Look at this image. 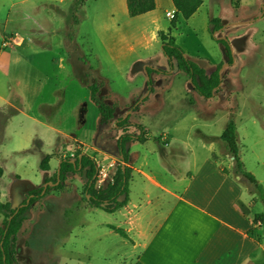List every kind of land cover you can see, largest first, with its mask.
I'll list each match as a JSON object with an SVG mask.
<instances>
[{
	"label": "rangeland",
	"instance_id": "rangeland-1",
	"mask_svg": "<svg viewBox=\"0 0 264 264\" xmlns=\"http://www.w3.org/2000/svg\"><path fill=\"white\" fill-rule=\"evenodd\" d=\"M83 1L84 8L71 14V22L75 24L78 20V26L69 32V37L68 22L53 23L47 10L39 13L33 8V2L17 3L9 11L4 32L15 37L18 34L24 44L4 48L5 54L15 50L17 55L10 53V64L0 62L4 72V76L0 74V91L6 98L0 111V168H6V174L0 178V191L5 194L0 202L6 201L12 208L23 207L22 203L29 200L31 187L16 188L14 194L17 183L9 172L20 175L25 185L41 183L39 164L45 155L53 153L57 161L75 157L79 152L94 156L99 152H89L92 147L106 154L113 153L122 132L115 128V122L121 117L128 120L130 117V121L141 124L147 134L148 150L153 149L154 140H159L163 131L174 134L172 127L180 121L182 129L175 133L188 146L183 145V153L174 152L165 162L190 169L191 152L199 157L211 152L228 172H233V162L226 169L225 162L230 160L226 149L222 145L203 149L198 139L200 133L220 135L227 123L233 121L244 170L264 189V0H202L203 5L192 17L179 22L173 34L177 45L189 42L195 51L197 44L190 37L193 30L215 62H222L218 64L221 65L220 84L209 99L194 91L187 75L176 71L175 63L170 65L162 51L158 34L172 27L175 21L157 10L154 14L158 30L149 20L151 15L129 17L127 14L113 18L118 28L102 30L112 19L94 16V7L99 1L74 0V4L79 6ZM63 6L66 8L67 2ZM211 19H219L222 25L212 34L207 30ZM39 26L57 29V38H63L66 45L58 43L49 33H40ZM218 39L228 43L230 63ZM35 41L49 46L42 48ZM189 59L207 73L215 70L204 58ZM141 64L150 72L161 70L163 73L157 76L150 73L148 77ZM149 79L151 85H148ZM93 83L98 84V94L104 100L111 97L116 100L120 111L130 104L134 107L141 104L143 113H131V116L126 110L116 113L102 127L98 110L89 96L88 87ZM127 130L137 132L133 128ZM55 159L51 161L54 166L51 180L59 169ZM120 163L117 158L110 175ZM234 180L243 191L247 188L240 177L234 176ZM49 184H52L46 186L49 190L41 192L43 198L32 205L31 215L18 232L16 251L22 259L17 264H25L24 260L28 264L130 263V245L105 226L117 225L118 215L86 208L84 183L78 175L66 178L61 191L51 189L57 186L53 185L55 182ZM44 185L42 191L46 189ZM97 185L100 184L97 182ZM16 197L20 198L16 200ZM255 215L262 216L257 223L263 226L259 240L264 244V203L260 200L251 203L250 217ZM4 221L0 214V229ZM254 264H264L261 250H257Z\"/></svg>",
	"mask_w": 264,
	"mask_h": 264
},
{
	"label": "crops",
	"instance_id": "crops-1",
	"mask_svg": "<svg viewBox=\"0 0 264 264\" xmlns=\"http://www.w3.org/2000/svg\"><path fill=\"white\" fill-rule=\"evenodd\" d=\"M29 1L33 2V8L39 13H42V10H47V14L53 23L64 20L68 22L67 25L71 26V29L66 26L67 37H69V32L75 30L78 26V20L75 24L71 22V14L81 11L85 4V1H83L79 6H75L74 0H0V23L3 24V28L0 29V62L2 63L10 64L11 54L13 56L17 55V52H14L15 50H12L11 54L9 52L5 54L3 52L4 48H10L11 44L15 47H22L24 44L23 38L19 37L18 34L15 37L4 32L9 23V11L17 3L25 4ZM96 1L99 2L94 7V16H107L112 19L110 23H105L100 28L102 30L118 28L119 25L113 20L117 15L127 14L131 17L127 11L126 0ZM65 2L68 4L66 8L63 6ZM154 3L155 7L152 11L135 17L151 15L148 16L149 20L155 25V30H158V19L154 13L157 10L160 13L162 12L166 18L175 21V26L165 29V33L169 32L176 43L177 38L173 34L178 30L179 22H185L189 18L185 20L178 15L172 0H154ZM202 5L203 1L196 12ZM39 32L49 33L51 37L58 39L57 29L56 31L46 30L39 26ZM190 37L197 44L195 51H193L189 42L178 44L185 51V56L188 59L204 58L216 69L218 64L222 62H215L193 30H190ZM35 42L41 45L42 48L49 46V43ZM58 43L66 45L63 38L62 40L58 39ZM15 61L18 62V60ZM173 63H175L174 60L169 64L173 65ZM174 66V69L178 71L176 65ZM140 68L146 69V66L141 64ZM159 71L152 70L151 75L157 76L163 73V71ZM212 72L213 70L210 73ZM210 73L206 72V74ZM0 74L4 76L1 69ZM106 101L116 103L115 115L116 113H125V110L128 111L127 114L130 116L131 113L136 115L143 113L141 104L136 105V109L130 104V107L127 106L120 111L114 98L111 97ZM0 103L2 105L0 106L1 111L6 103L2 91H0ZM128 121L131 124H137L130 121V117ZM180 129H182L180 121H177L172 127L174 134L168 133L172 131H163L160 139L154 140L152 150L146 148L148 141L143 143L133 141L128 143V146L126 145L128 150L126 165L132 171L128 184V201L125 206L112 213L118 215L117 225L107 223L105 224L106 228L112 233L116 232L110 226L122 229L128 236V239L123 238L131 247L129 264H134L137 261L143 264H254L257 250L264 252V244L259 240V233L263 231V226L259 222H253L254 217H250L253 196L249 194L247 188L244 187L243 191L240 186L235 185L232 171L228 172L223 169L221 167L222 163L211 156V152L200 157L191 152L189 157L190 169L173 167L167 164L165 161L171 154L177 151L183 153V145L188 146V142L177 137L175 133ZM200 134L201 138L198 139V143L203 149L212 150L214 145H222L220 141L222 133L218 136ZM137 145L141 151H139ZM222 147L224 148L223 145ZM84 150L85 148H83ZM89 150L93 153L95 151L99 152L95 153L94 156H88L98 166L107 168L109 173L120 155L117 145L116 150L111 154H106L95 147ZM22 151L26 152L28 149ZM52 154L43 157L44 159L49 156L48 170L43 171L40 169L43 159L39 164V170L43 175L41 183L31 184V186L25 185L20 175L9 172L14 177V182L17 183L13 188L14 194L17 192L16 188L22 186H25L26 189L28 186L35 188L46 184L45 180L51 178V172L54 168L51 161L55 158ZM55 162L58 163L59 168L60 160L55 159ZM225 165L226 169L232 167L231 157L229 161L225 162ZM5 174L6 168H0V178ZM79 183L81 182L79 181ZM51 189L56 190L55 188ZM4 195L0 191V198ZM19 198L16 197V200ZM2 203L8 202L4 201ZM86 206L91 210H100L88 206L87 202ZM26 263L28 264L27 260Z\"/></svg>",
	"mask_w": 264,
	"mask_h": 264
},
{
	"label": "trees",
	"instance_id": "trees-1",
	"mask_svg": "<svg viewBox=\"0 0 264 264\" xmlns=\"http://www.w3.org/2000/svg\"><path fill=\"white\" fill-rule=\"evenodd\" d=\"M174 7L177 9L178 15L182 19L190 18L196 10L202 4V0H172ZM127 11L131 17L143 15L154 9V0H126ZM219 19L210 20L209 31L212 34L213 31L221 29ZM175 24L172 23V27ZM162 45V51L168 58V61H175L176 69L187 75L190 79V83L195 92L201 97L209 99L215 93V89L220 84V74L218 66L212 73L206 74V72L197 67L192 61L185 56V51L175 43L173 37L169 32H160L158 34ZM215 39V38H214ZM216 40V39H215ZM224 55L227 58V62H231L230 47L225 39H218ZM149 77L151 72L148 68L145 69ZM158 72H160L158 70ZM148 85H151L149 79ZM89 96L92 103L96 106L99 113V125L107 126L114 118L116 112V103L104 100L99 96V86L96 83L89 85ZM136 109V107H135ZM116 129L121 130V134L117 139V149L122 159L120 164L116 167L114 174L111 177V181H106L101 185H97L98 182V165L88 155L79 152L75 157H65L60 159L59 164V183L54 188L61 191L66 178L78 175L84 183V200L88 203V206L100 209L107 213H113L118 209L126 205L128 201V183L131 178V169L126 165L128 161V150L126 145L130 142L137 141L143 143L147 140V134L144 128L138 124L129 123L128 119H118L115 122ZM128 128L137 130L135 133H128ZM221 144L226 149L227 153L232 158L233 172L232 175L240 177V180L244 182L249 194L256 195V198L252 199V202L260 200L264 203V189L254 179V177L244 170V165L239 156V144L236 127L233 121H230L225 126L221 136ZM49 156H46L41 164L40 169L48 170ZM56 182L57 173H55L53 180L48 178L47 182ZM50 187H46L45 193ZM43 186L31 188L28 193V203L26 200L22 203L23 207L12 208L9 203L0 202V214L4 216L5 221L3 228L0 229V264H17V235L20 231L23 223L30 216V210L32 205L37 202L41 197ZM44 193V194H45ZM31 196V197H30ZM88 196V199H86ZM26 204V205H25ZM262 219L261 215H255L253 222L257 223ZM110 228L118 233L120 236L127 238L128 236L122 229L110 226ZM134 264H143L140 261Z\"/></svg>",
	"mask_w": 264,
	"mask_h": 264
},
{
	"label": "built area",
	"instance_id": "built-area-1",
	"mask_svg": "<svg viewBox=\"0 0 264 264\" xmlns=\"http://www.w3.org/2000/svg\"><path fill=\"white\" fill-rule=\"evenodd\" d=\"M98 183L101 185L103 182L111 181L112 175L108 172V169L104 166H98Z\"/></svg>",
	"mask_w": 264,
	"mask_h": 264
},
{
	"label": "water",
	"instance_id": "water-1",
	"mask_svg": "<svg viewBox=\"0 0 264 264\" xmlns=\"http://www.w3.org/2000/svg\"><path fill=\"white\" fill-rule=\"evenodd\" d=\"M219 74H220V71H219ZM119 158H120V160L122 159V155H119ZM58 182H59V169H58V171H57V181L55 182V184H53V185H57L58 184ZM47 185H52V184H49V183H46L45 185H44V189L46 188V186ZM44 191H42V193H43ZM31 197V196H30ZM28 203V200L26 201V204ZM25 204V205H26Z\"/></svg>",
	"mask_w": 264,
	"mask_h": 264
},
{
	"label": "flooded vegetation",
	"instance_id": "flooded-vegetation-1",
	"mask_svg": "<svg viewBox=\"0 0 264 264\" xmlns=\"http://www.w3.org/2000/svg\"><path fill=\"white\" fill-rule=\"evenodd\" d=\"M98 176V175H97ZM21 258V257H20ZM19 257H18V259H20ZM22 259V258H21ZM24 261H26V260H24ZM25 263V262H24ZM25 264H27V263H25Z\"/></svg>",
	"mask_w": 264,
	"mask_h": 264
}]
</instances>
